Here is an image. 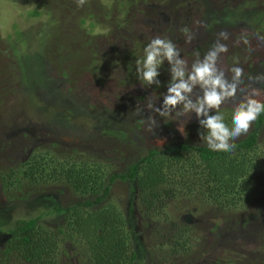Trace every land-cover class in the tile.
Returning a JSON list of instances; mask_svg holds the SVG:
<instances>
[{
    "label": "rangeland",
    "instance_id": "rangeland-1",
    "mask_svg": "<svg viewBox=\"0 0 264 264\" xmlns=\"http://www.w3.org/2000/svg\"><path fill=\"white\" fill-rule=\"evenodd\" d=\"M184 29L193 37L188 43ZM221 31L229 34L227 40L219 39ZM157 36L177 46L188 70L196 54L202 59L219 39L228 46L217 62L226 76L234 66L244 69L245 83L247 76L264 73V40L258 38L264 37V0H87L79 8L75 0H0V168L15 169L30 150L38 155L48 150L57 161L70 153L99 162L106 178L124 173L150 149L179 143L207 147L195 112L172 120L147 108L162 106L171 79L167 60L157 68L159 86H142L137 77L136 61ZM254 86L264 90V84ZM197 94L199 86L190 98ZM220 111L231 127L233 102ZM149 115L157 121L152 130ZM256 147L255 191L247 204L228 211L183 201L165 209L166 217L142 218L136 197L128 211L132 184L109 183L102 203L115 204L124 215L128 211L132 264H264V124ZM2 187L0 182V250L15 220L39 217L55 230L63 218L53 207L77 206L84 198L63 181L28 192ZM185 225L181 235L188 244L179 250L173 237ZM60 249L65 253L58 264H86L67 243ZM0 264L17 263L9 256Z\"/></svg>",
    "mask_w": 264,
    "mask_h": 264
},
{
    "label": "trees",
    "instance_id": "trees-1",
    "mask_svg": "<svg viewBox=\"0 0 264 264\" xmlns=\"http://www.w3.org/2000/svg\"><path fill=\"white\" fill-rule=\"evenodd\" d=\"M263 124L264 113L243 138L233 142L235 148L230 152L183 143L159 151L150 149L124 173L106 178L107 170L99 162L70 153L57 161V155L48 150L40 155L33 152L15 169L0 168V182L5 190L14 187L18 192H28L29 187L37 189L51 181H63L72 192L84 197L77 206L53 207V212L63 218L55 230L43 226L39 217L15 220L9 230L10 238L0 250L1 259L12 256L17 264H58L57 259L65 253L60 244L67 243L86 264H132L136 252L128 226L131 199L136 197L137 212L142 218L165 214V209L183 201L195 203L201 210L215 206L220 212L242 207L257 184L260 163L256 141ZM115 179L132 184L125 215L115 204L102 203L109 183ZM4 194L11 197L9 191ZM180 229L173 237V246L184 250L188 241L182 239L181 233L187 232L188 227Z\"/></svg>",
    "mask_w": 264,
    "mask_h": 264
},
{
    "label": "clouds",
    "instance_id": "clouds-1",
    "mask_svg": "<svg viewBox=\"0 0 264 264\" xmlns=\"http://www.w3.org/2000/svg\"><path fill=\"white\" fill-rule=\"evenodd\" d=\"M75 2L79 8L83 7L87 0ZM183 31L186 33L185 42H190L193 37L189 30ZM217 35L223 40L229 37L225 31ZM258 38L264 40V37ZM219 39L202 59L197 53L198 58L188 70L187 62L179 58V49L171 40L159 36L152 38L144 48L143 58L136 61V73L142 86L153 83L159 86V81L156 80L159 75L157 68L167 60L171 66V79L163 95L162 106L154 107L152 103H148L147 108L159 117L172 120L195 112L199 126L203 129L199 133L200 140L212 151L230 152L235 148L233 141L246 135L252 124L264 113V90L254 86L264 84V73L247 76L248 83H245L244 69L234 66L228 70L230 77L226 76L225 71L218 68L217 62L222 53L228 52V46L220 43ZM242 39L245 44L248 43L246 38ZM197 86L201 94H197L193 100L190 95ZM228 101L233 102L231 127L225 123L224 115L220 111L221 106ZM210 112L214 114L210 115ZM136 114L139 115L140 110H137ZM147 123L150 130L157 126V121L152 115L147 117ZM179 130L183 131L181 128Z\"/></svg>",
    "mask_w": 264,
    "mask_h": 264
},
{
    "label": "flooded vegetation",
    "instance_id": "flooded-vegetation-1",
    "mask_svg": "<svg viewBox=\"0 0 264 264\" xmlns=\"http://www.w3.org/2000/svg\"><path fill=\"white\" fill-rule=\"evenodd\" d=\"M32 151L30 150V151H28L26 154H25V156H24V160H22V162L21 163H23V162H25L32 154H33V152L31 153ZM55 214H58V213H56L55 212ZM10 237H8L7 239H9ZM7 239H6V241H7ZM5 241V242H6Z\"/></svg>",
    "mask_w": 264,
    "mask_h": 264
}]
</instances>
